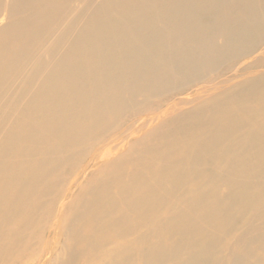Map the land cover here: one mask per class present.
Instances as JSON below:
<instances>
[{
  "label": "bare ground",
  "instance_id": "1",
  "mask_svg": "<svg viewBox=\"0 0 264 264\" xmlns=\"http://www.w3.org/2000/svg\"><path fill=\"white\" fill-rule=\"evenodd\" d=\"M0 264H264V0H0Z\"/></svg>",
  "mask_w": 264,
  "mask_h": 264
}]
</instances>
